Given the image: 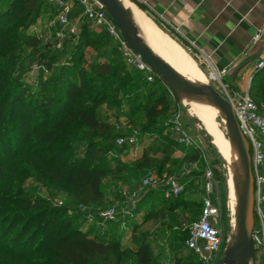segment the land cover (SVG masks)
<instances>
[{
	"label": "trees",
	"instance_id": "obj_1",
	"mask_svg": "<svg viewBox=\"0 0 264 264\" xmlns=\"http://www.w3.org/2000/svg\"><path fill=\"white\" fill-rule=\"evenodd\" d=\"M42 5L56 13L43 0H0V264H91L99 259L102 264H124L116 239L107 240V233L101 238L89 236L73 227L62 207L24 194V179L33 177L39 183L57 185L70 194L77 206L88 208L102 203V179L108 171L102 160L114 149L127 152L130 148L115 144L117 132L113 126L119 121L104 120L97 108L104 103L117 110L123 106L128 116L124 123L139 130L137 143L146 135L161 143L157 176L171 173L174 166L180 169L178 176L184 190L162 202L181 207L187 213L185 220L191 222L199 217L202 201L190 205L178 197L194 180H200L204 167L201 151L195 143L193 147L177 144L172 132L162 125L167 113L175 111L169 98L176 103L163 80L155 77L147 81L142 72L126 66L122 57L121 61L114 55L116 45L108 61L95 63L89 69L79 67V44L88 41L92 26L83 19L77 25L78 42L72 47L69 65L59 67L57 73L37 59L51 76L35 92L29 91L24 69L19 68V46L36 53L39 39L20 37L17 30L36 16ZM77 16L80 9L74 6L69 22ZM247 93L255 102L264 101V64L251 73ZM137 118L140 125L134 121ZM109 142L111 145H106ZM175 146L187 151L179 158L173 157ZM141 160L143 170H150L147 155H142ZM211 170L217 173L214 167ZM179 230L173 233L179 236L181 247L194 264H199L183 244L187 230ZM133 255L136 264H153L144 240L137 243ZM251 261L259 264L254 250Z\"/></svg>",
	"mask_w": 264,
	"mask_h": 264
},
{
	"label": "rangeland",
	"instance_id": "obj_2",
	"mask_svg": "<svg viewBox=\"0 0 264 264\" xmlns=\"http://www.w3.org/2000/svg\"><path fill=\"white\" fill-rule=\"evenodd\" d=\"M55 15L56 13L50 7L42 5L39 13L17 30L20 37L34 36L39 39L36 53H32L29 47L19 46V68L24 69V83L32 92L39 89L42 81L49 79L51 76L50 72L38 65L37 59L50 65L52 71L57 73L59 67H67L72 47L78 42L77 33H70L68 31L69 27L71 25L78 27V24L84 22L80 16L74 17L69 26L63 28V37L56 39L53 35V29L50 28V24L55 21ZM89 29L88 41L79 44L82 50L79 67H85L86 69H89L95 63L108 61L115 45L112 40L103 34L100 27L92 25L89 26ZM185 52L187 53V51ZM114 55L122 61L116 46ZM189 56L193 61L195 60L193 55L190 54ZM194 62L197 68L206 74L207 69L204 67L203 70L202 65H199L196 60ZM208 83L222 97L224 96L223 90L216 81L211 80ZM175 99L176 103H173L172 99L169 98V103L178 112L179 121L187 134L199 147L202 163L205 167L210 169L214 167L217 171L215 174L212 172V189L209 196L213 205L218 209L217 221L223 232L224 241L222 246L224 247L231 237L234 224L233 193L235 188L230 180V177H234L232 163L229 169L224 156L214 145L211 136L203 128L198 118L188 112L180 99L177 97ZM97 112L108 122H113L116 119L123 123L128 119L123 106L117 110L114 106L104 103L98 106ZM171 114V112H168L167 117ZM134 121L137 125L141 124L140 118ZM216 122L222 135L228 140L219 117H216ZM160 144L158 139L146 135L140 143L128 149L127 152H117L114 149L111 154L107 155L102 160V164L108 169L102 179L103 202L84 210L75 204L69 193L59 190L57 185L46 182L39 183L33 177L24 179L21 190L29 197H41L51 206L62 207L64 217L71 222L72 226L87 235L101 238L104 233H107V240L116 239L119 249L123 251L124 264H136L133 252L137 247V243L141 240L148 244L153 264H194L193 258L181 247L180 242L177 240L179 236L173 233V231H180V228L177 227H179L181 221L187 218L186 211L181 207L169 206L166 202H162L163 199H169L162 190L152 193L149 188L139 189L140 179L146 172L141 167V163H143L141 157L147 155V164L150 171L156 173L161 156L162 147ZM106 145H111V143L109 142ZM144 151L145 154H142ZM184 151H187V149L175 146L173 157L179 158ZM174 167L175 169L171 173L179 175L180 169ZM199 187L200 180L198 178L193 181L191 187H186L178 199L185 198L190 202V205H198L202 201L203 195L202 191L198 190ZM132 191L136 192L135 202L125 208L128 203V196ZM109 206L115 208V216L112 221H104L102 214ZM250 260L248 261L249 264L252 262ZM1 263L3 264V262ZM7 264H11V262ZM91 264H102V262L99 259L91 262ZM226 264L235 263L229 262Z\"/></svg>",
	"mask_w": 264,
	"mask_h": 264
},
{
	"label": "built area",
	"instance_id": "obj_3",
	"mask_svg": "<svg viewBox=\"0 0 264 264\" xmlns=\"http://www.w3.org/2000/svg\"><path fill=\"white\" fill-rule=\"evenodd\" d=\"M43 1L51 5L56 11L55 21L50 24L56 39L63 37V28L70 24L68 15L76 6L80 9V17L84 21L100 27L107 33L127 65L142 72L147 81H152L155 77L160 78L153 68L128 46L105 8L97 0ZM77 29L76 25H71L68 31L77 33ZM259 33L260 31H257L252 36V41L258 40ZM197 62L207 69L205 72L208 81H216L223 90V98L231 105L238 128L248 144L253 186L251 252L254 250L259 264H264V101H253L247 91L235 90L231 93L228 89V83L223 80L227 71L225 68L217 70L205 56H198ZM263 64L264 55L256 61L253 70L262 67ZM162 125L172 132L173 139L177 144L183 147L194 146V142L179 121L177 111L164 118ZM113 127L117 132L114 139L117 146L129 148L136 146L139 136L137 127L124 122H116ZM190 166L195 168V163H191ZM186 171L187 169H185ZM212 176V170L204 166L200 177V188L203 193L201 213L197 219L191 222L181 221L177 227L187 230V237L183 244L186 249L193 253L199 264H214L223 251L224 237L217 221L218 209L213 205L209 196L212 189ZM139 185V189L159 188L166 197H174L184 190V183L178 175L169 173L159 178L156 173L150 170L142 175ZM135 198L136 192L132 191L128 196V203L125 208L129 204H133ZM78 207L82 210L87 209L82 206ZM114 216L115 208L113 206L107 207L102 214L104 221H112Z\"/></svg>",
	"mask_w": 264,
	"mask_h": 264
},
{
	"label": "crops",
	"instance_id": "obj_4",
	"mask_svg": "<svg viewBox=\"0 0 264 264\" xmlns=\"http://www.w3.org/2000/svg\"><path fill=\"white\" fill-rule=\"evenodd\" d=\"M129 1L196 61L205 56L217 70L225 68L231 93L248 90L254 64L264 55V0Z\"/></svg>",
	"mask_w": 264,
	"mask_h": 264
},
{
	"label": "water",
	"instance_id": "obj_5",
	"mask_svg": "<svg viewBox=\"0 0 264 264\" xmlns=\"http://www.w3.org/2000/svg\"><path fill=\"white\" fill-rule=\"evenodd\" d=\"M119 30L128 46L134 50L142 60L148 63L160 76L169 92L179 99V94L186 98L211 100L222 112L223 119L235 143L242 175L236 191L235 229L227 240L220 257L214 264L238 263L251 257V231L253 227L252 201L253 186L250 170V155L248 144L241 134L231 105L210 85L195 86L180 76L166 62L152 53L138 39L136 30L120 9L115 0H97Z\"/></svg>",
	"mask_w": 264,
	"mask_h": 264
},
{
	"label": "bare ground",
	"instance_id": "obj_6",
	"mask_svg": "<svg viewBox=\"0 0 264 264\" xmlns=\"http://www.w3.org/2000/svg\"><path fill=\"white\" fill-rule=\"evenodd\" d=\"M118 7L123 10L127 18L136 28L142 43L156 56L166 62L174 71L195 86L209 87L208 79L205 74L199 70L192 58L184 51L167 34L158 29L149 18L145 16L135 5L129 0H115ZM182 105L188 112L198 118L203 128L211 136L214 145L218 148L228 163L229 169L232 163V172L234 177L230 180L234 186V216L236 191L240 177L242 175L241 166L238 159L237 149L233 141L232 135L223 119L220 109L209 99L201 100L194 98H186V95L179 94ZM222 121L223 130L227 136L226 140L218 128L216 117ZM231 172V171H230ZM230 176V175H229ZM232 189V190H233ZM232 229H235V218ZM250 258L247 257L243 261L235 264H249ZM251 261V260H250ZM229 263V262H228Z\"/></svg>",
	"mask_w": 264,
	"mask_h": 264
}]
</instances>
